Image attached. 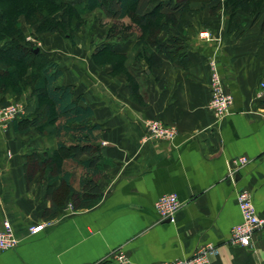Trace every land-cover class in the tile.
<instances>
[{
    "label": "crops",
    "instance_id": "obj_1",
    "mask_svg": "<svg viewBox=\"0 0 264 264\" xmlns=\"http://www.w3.org/2000/svg\"><path fill=\"white\" fill-rule=\"evenodd\" d=\"M181 1L152 0L148 8L162 3L163 14L175 17L158 35L166 46L161 66L150 67L144 44L109 40L111 22L101 10L92 12L100 16L97 23H84L72 38L45 33L42 50L63 70L61 82L72 87L73 102L92 112L87 122L96 126L92 144L102 194L93 207L76 209L62 173L52 179L33 167L34 153L43 160L57 141L26 117L0 121V223L9 220L20 239L0 251V264H121L118 251L129 257L127 264H157L189 258L208 244L216 247L209 264H264V228L253 247L230 242L242 220L239 190H249L264 215V9L256 16L238 9L240 20L232 26L225 0H189L185 11L178 9ZM92 33L102 41L95 45ZM107 43L126 56L117 73L94 59L95 49ZM212 59L234 97L222 118L209 106ZM128 74L137 81L133 87ZM151 119L175 126L176 136L151 137ZM66 141L77 140L69 135ZM241 156L248 158L242 166L234 163ZM64 163L78 189L85 169ZM50 184L60 189V207L46 220ZM167 193L182 203L174 221L161 219L155 207ZM42 222L44 229L31 234L29 228Z\"/></svg>",
    "mask_w": 264,
    "mask_h": 264
},
{
    "label": "trees",
    "instance_id": "obj_2",
    "mask_svg": "<svg viewBox=\"0 0 264 264\" xmlns=\"http://www.w3.org/2000/svg\"><path fill=\"white\" fill-rule=\"evenodd\" d=\"M151 3L152 0H86L84 3L68 0H0V108L13 100H22L24 95L35 101L33 113H25L21 117H26L36 130L57 141V146L54 148L53 145L44 152L46 158L43 160L34 153L33 167L44 168L52 179L54 175L62 173V180L69 187L76 209L93 207L102 194L97 181L101 174L100 157L95 155L97 147L92 144L96 138L93 132L96 126L87 122L92 112L73 102L72 87L61 82L63 70L49 54L42 49L36 51L34 44L27 40L20 17L23 15L28 24L36 25L37 34L59 33L72 38L86 23V16L101 10L111 22L107 38L133 39L138 45L144 44L150 52L148 64L153 67L161 66L163 60L160 54L166 48L159 42L158 35L175 17L163 14L162 3L148 11ZM188 3L189 0L181 1L178 9L185 11ZM224 6L230 24L235 26L240 20L238 9L256 16L264 9V0H225ZM93 56L98 63H109L113 73L120 71L126 59L111 43L95 49ZM128 78L130 87H133L136 79L130 74ZM69 135L76 138V144H67ZM85 155L87 158L83 159ZM67 159L85 169L78 189L70 184L71 175L64 163ZM59 190H54L50 184L52 206L46 212V220L58 214Z\"/></svg>",
    "mask_w": 264,
    "mask_h": 264
},
{
    "label": "built area",
    "instance_id": "obj_3",
    "mask_svg": "<svg viewBox=\"0 0 264 264\" xmlns=\"http://www.w3.org/2000/svg\"><path fill=\"white\" fill-rule=\"evenodd\" d=\"M201 36L209 37L208 31L200 33ZM211 69V99L209 106L218 118L227 116L231 112V106L234 97L224 84L222 74L218 67V61H210ZM26 113V107L21 102L10 103L0 108V121L6 122L16 119ZM148 131L151 137L160 139H173L177 134L175 126L166 125L159 119H151L147 123ZM248 162L246 156H241L234 160L235 164L244 165ZM237 202L241 211L242 220L232 229L230 242L233 245L241 247H253L255 233L264 228V215L257 212L252 193L247 189H241L237 193ZM182 203L176 193H167L162 195L155 202V207L161 219L174 221L176 213L181 208ZM47 225L46 222L32 225L29 228L31 234H36ZM19 238L9 220L0 223V251L15 248L19 243ZM215 245L208 244L199 247L193 256L174 261H163L157 264H209L208 255L215 249ZM116 259L121 264H127L129 257L122 251L116 253Z\"/></svg>",
    "mask_w": 264,
    "mask_h": 264
},
{
    "label": "rangeland",
    "instance_id": "obj_4",
    "mask_svg": "<svg viewBox=\"0 0 264 264\" xmlns=\"http://www.w3.org/2000/svg\"><path fill=\"white\" fill-rule=\"evenodd\" d=\"M42 5H44V4H42ZM43 10H44V8H43ZM99 19H100V16H98L96 14H92V15L86 16V18H85V22H86L85 27H89V25H92L94 22L97 23ZM20 21H21V27H22L23 31L26 33L27 40L34 44L35 49H37V48L42 49L43 47L41 45V43H42L41 40H43L44 35H46V34L47 35H50L52 33L37 34V26L36 25L28 24L26 22V20H25V18H24L23 15L20 17ZM84 30H85V28H84ZM62 36H64V35H62ZM91 36L95 38V45L98 42L102 41L101 37H98L97 34L95 35V34L92 33ZM171 42L172 43H175L177 41L171 40ZM27 96L28 95H24L23 96V99L20 100V101H14L13 100L14 103H16V102L23 103L25 105V107H26V112H27V108L34 101V100H29ZM13 102H11V103H13ZM34 103H35V101H34ZM52 145H54V143ZM52 147H50V148H52Z\"/></svg>",
    "mask_w": 264,
    "mask_h": 264
},
{
    "label": "water",
    "instance_id": "obj_5",
    "mask_svg": "<svg viewBox=\"0 0 264 264\" xmlns=\"http://www.w3.org/2000/svg\"><path fill=\"white\" fill-rule=\"evenodd\" d=\"M38 50H39V48L36 49V51H38Z\"/></svg>",
    "mask_w": 264,
    "mask_h": 264
}]
</instances>
